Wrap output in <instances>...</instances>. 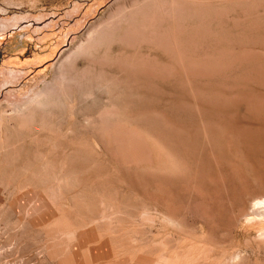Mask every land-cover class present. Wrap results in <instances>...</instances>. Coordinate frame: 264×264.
<instances>
[{
    "label": "rangeland",
    "instance_id": "rangeland-1",
    "mask_svg": "<svg viewBox=\"0 0 264 264\" xmlns=\"http://www.w3.org/2000/svg\"><path fill=\"white\" fill-rule=\"evenodd\" d=\"M263 234L264 0H0V264H264Z\"/></svg>",
    "mask_w": 264,
    "mask_h": 264
},
{
    "label": "bare ground",
    "instance_id": "bare-ground-1",
    "mask_svg": "<svg viewBox=\"0 0 264 264\" xmlns=\"http://www.w3.org/2000/svg\"><path fill=\"white\" fill-rule=\"evenodd\" d=\"M139 5V4H138ZM128 8V7H127ZM127 8H125V9H127ZM132 10V9H131ZM120 11H122V10H120ZM124 11V10H123ZM127 12V11H126ZM126 19V18H125ZM97 43V42H96ZM71 56V55H70ZM264 235V234H263Z\"/></svg>",
    "mask_w": 264,
    "mask_h": 264
}]
</instances>
